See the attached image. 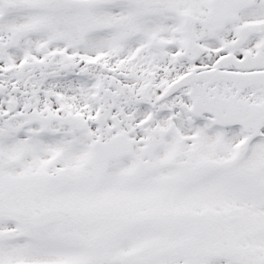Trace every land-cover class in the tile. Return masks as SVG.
Masks as SVG:
<instances>
[{
  "label": "snow or ice",
  "instance_id": "1",
  "mask_svg": "<svg viewBox=\"0 0 264 264\" xmlns=\"http://www.w3.org/2000/svg\"><path fill=\"white\" fill-rule=\"evenodd\" d=\"M0 264H264V0H0Z\"/></svg>",
  "mask_w": 264,
  "mask_h": 264
}]
</instances>
